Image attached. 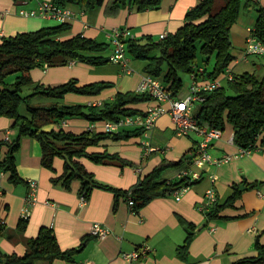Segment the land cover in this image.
<instances>
[{
	"label": "crops",
	"instance_id": "1",
	"mask_svg": "<svg viewBox=\"0 0 264 264\" xmlns=\"http://www.w3.org/2000/svg\"><path fill=\"white\" fill-rule=\"evenodd\" d=\"M40 1L0 0V40L17 32L59 25L58 20L47 16H23L18 13L20 8L36 9ZM108 1L102 7L88 11L69 5L77 14L68 21L71 27L63 37L81 33L107 43L109 47L105 51L94 55L109 58L114 28H128L136 38L151 36L159 40L163 32H176L184 24L186 13L199 0H162L158 8L139 12L121 8L114 14L107 11ZM253 1L264 5V0ZM256 19L254 7L242 9L231 29L232 54L235 57L230 65L233 75L264 67V58H246L244 55L247 38L254 30ZM130 58L132 73H124L120 65L109 60L98 65L75 61L73 64L39 67L32 69L30 74L34 81L52 86L70 79H75L78 85L109 82L111 86L98 95L69 93L62 100L64 104L101 105L112 100L117 92L137 91L146 74L144 67L147 62ZM190 77L191 89L193 75L190 74ZM177 97L181 98L179 94ZM151 103L154 101L133 107L144 109ZM92 123L75 117L53 126L80 133L89 130ZM12 124L11 118L0 116V142H6L7 136L10 141L17 136L18 130ZM134 130L128 128L124 131ZM227 130L221 138L213 141V157L237 152L238 146L230 142L233 129L228 127ZM164 134H170L168 142L160 143L163 139L156 141ZM144 139L141 133L128 139L108 138L88 148L89 152L118 153L123 159L132 161L133 165L96 163L87 157H81L79 161L99 181L119 189H129L164 159L178 161L185 153L189 155L200 137L194 133L177 135L171 116L164 114L157 120L150 138L153 147L164 150L146 152ZM8 149L7 143L0 146V159H4ZM15 161L21 181L14 183L9 171L0 178V251L4 254H24L26 241L35 237L42 226L53 228L62 250L76 249L70 259L57 258L52 262L41 259L33 264H80L85 261L92 264H127L122 253L144 243L149 244L152 251L137 264H187L178 255V248L184 244L188 232L182 219L196 227L189 246V264H234L243 257L256 256L257 244H264V149L234 157L222 165H206L202 178L195 181L180 200H176L171 193L160 195L151 199L137 214L132 213L123 197L117 198L113 191L100 187H94L88 202L81 204L83 190L80 180H74L70 187L61 182L55 183L54 178L64 171L65 161L57 156L53 168L44 166L41 143L33 137L23 136L20 139ZM187 164L169 168L164 178L177 179V174ZM211 175L217 176L215 182L211 181ZM29 179L38 182L36 201L31 206L29 219L23 221L21 211L30 192ZM210 187L217 190L219 206L228 200L236 187L239 188V197L232 205L223 206L216 217H210L208 213L214 206L210 210L205 209V193ZM94 223L104 225L109 233L105 237H96L92 234ZM212 227H215L213 231Z\"/></svg>",
	"mask_w": 264,
	"mask_h": 264
},
{
	"label": "trees",
	"instance_id": "2",
	"mask_svg": "<svg viewBox=\"0 0 264 264\" xmlns=\"http://www.w3.org/2000/svg\"><path fill=\"white\" fill-rule=\"evenodd\" d=\"M53 1L61 6H80L87 11L106 4V0ZM161 3L162 0H109L106 8L112 14L121 8L139 12L158 8ZM252 7L257 11L253 32L264 42V5L253 0H199L186 13L184 24L176 32L159 40L151 36L129 38L126 40L127 52L135 60L146 61L145 72L160 77L170 93L177 97L184 83L182 74L194 75L199 80H212L224 75L235 59L232 54L231 29L241 10ZM70 27V23H60L33 31L17 32L3 36L0 40V116L11 118L12 126L18 130L12 141L0 142V146L7 143L9 147L1 166L11 173L10 178L14 183L21 181L15 154L20 139L30 136L41 143L44 166L53 168L57 156L64 159V171L54 178L55 183L61 182L70 187L74 180H80L82 192L88 198L94 187L105 188L113 191L117 198L132 197L134 209L139 211L151 199L171 193L174 187L185 182L183 179H165L164 173L186 162L188 164L185 167L190 165L193 148L189 155L185 153L178 161L169 162L164 159L129 189L113 187L89 173L79 158L87 157L96 163L133 165L132 161L123 159L118 153L89 152L88 148L99 145L104 139H128L142 134V131L135 129L107 134L84 130L74 133L53 125L67 118L115 120L122 115L144 113L145 108L133 106L153 101V98L147 93L128 91L117 92L112 100L104 101L101 105L64 104L62 100L69 93L98 95L111 84L96 82L78 85L75 79L54 86L35 82L30 74L34 68L67 65L72 60L95 65L109 62V58L94 55L105 51L109 44L81 33L64 38L63 35ZM199 54L202 55L201 61H198ZM257 56L264 58V55ZM201 67L203 71H200ZM24 87H29L31 92L23 95ZM201 94L205 99L196 102L194 106V114L200 125L216 127L222 132L232 127L237 146L257 144L264 149V74L259 76L257 71H244L235 74L231 80H223L220 88L202 91ZM35 97H44L48 102L33 104ZM22 104L26 106L27 114L21 112ZM238 197L239 188L236 187L228 200L221 206L216 204L208 215L216 217L223 206L232 205ZM182 223L188 232L184 244L178 248V255L189 264V246L196 227L184 219ZM75 251L62 250L53 228L42 226L35 237L26 241L24 254H4L0 251V264H33L41 259L49 262L57 258L70 259ZM257 251L256 256L243 257L234 264H264V244L258 243Z\"/></svg>",
	"mask_w": 264,
	"mask_h": 264
},
{
	"label": "built area",
	"instance_id": "3",
	"mask_svg": "<svg viewBox=\"0 0 264 264\" xmlns=\"http://www.w3.org/2000/svg\"><path fill=\"white\" fill-rule=\"evenodd\" d=\"M18 13L23 16H47L58 20L60 23H68V21L74 18L77 12L69 6H61L55 3L53 0H41L39 6L36 9L26 10L20 8ZM168 36V33L163 32L160 34V39H164ZM128 28L116 27L111 33L112 53L109 56V60L115 64L121 66L124 73H132L131 58L127 52L126 40L133 38ZM246 58L249 56L264 55V42L260 40L252 31L247 38L246 47L244 50ZM75 60L69 62L73 64ZM203 71V68H200ZM234 75L231 72L230 66L225 70L224 75L221 78L212 80H199L193 75V83L190 92L183 98L174 97L167 89L163 80L160 77H155L146 73L137 91L147 93L152 98L154 103L147 105L144 113L122 115L115 120L105 119L93 121L90 126V131H101L107 134H116L124 131L125 129L132 128L142 131V135L145 137L143 145L146 152L157 149L151 145V133L156 125L157 120L164 114H169L173 121L175 133L179 136H187L190 134H196L200 137L193 147V160L190 165L183 168L177 174L178 180H185L180 186L174 187L171 191V195L180 200L183 195L189 191L192 184L200 180L203 175V168L208 164L222 165L229 162L234 157H240L249 155L255 150H261V147L257 144H250L248 147L238 146L236 153H226L221 157H213L211 153V146L213 141L222 137L223 132L216 127H207L199 124L194 114V106L196 102L203 101L205 97L201 94L202 91H213L220 88L223 84V80L233 79ZM102 104V103H101ZM65 124V121L62 122ZM9 140V136L6 138ZM230 142L234 143V134L230 137ZM2 159H0V178L5 176L6 170L1 166ZM211 181L217 180L216 175L210 176ZM30 192L26 196L24 206L21 211V220H28L31 214V206L36 201V192L38 182L35 179H29ZM206 207L209 209L218 203V193L215 187L207 189L206 193ZM88 197L85 193H81L80 202L85 204L88 202ZM125 199V198H124ZM130 207L132 213H138L134 209V200L132 197L125 199ZM215 227H212L213 231ZM109 233V229L100 223H94L92 227V234L96 237H105ZM152 251L149 244L144 243L130 252L122 253V257L127 264H137L141 259L148 256ZM80 264H92L85 261Z\"/></svg>",
	"mask_w": 264,
	"mask_h": 264
},
{
	"label": "rangeland",
	"instance_id": "4",
	"mask_svg": "<svg viewBox=\"0 0 264 264\" xmlns=\"http://www.w3.org/2000/svg\"><path fill=\"white\" fill-rule=\"evenodd\" d=\"M255 10H256V8H255ZM239 17H240V15H239ZM239 17H238V19H239ZM238 21V20H237ZM55 22H51V24H54ZM135 60V59H134ZM202 60V55L201 54H199V56H198V61H201ZM213 62V61H212ZM212 64V63H211ZM109 67V66H108ZM257 74L259 75V76H261V75H263L264 74V68H260L258 71H257ZM182 77H183V87H182V89H181V91H180V93H179V97H181V98H183V97H185L186 96V94L187 93H189L190 92V85H191V77H190V74H182ZM35 82H37L38 83V81H36L35 80ZM31 92V89L29 88V87H24V89H23V92H22V94L23 95H26V94H29ZM32 102H33V104H44V103H46L47 102V100L44 98V97H38V99L36 98L35 100H32ZM76 103H78V102H76ZM20 110H21V112L23 113V114H27V110H26V106L24 105V104H22L21 105V108H20ZM229 130V129H228ZM227 129L225 130V132H227L228 131ZM224 132V133H225ZM164 137H159V139H156V141L157 140H162V141H160V143H165L166 142V140H167V142H168V139H170V134H164L163 135ZM194 136V135H193ZM155 144H157V143H155Z\"/></svg>",
	"mask_w": 264,
	"mask_h": 264
}]
</instances>
